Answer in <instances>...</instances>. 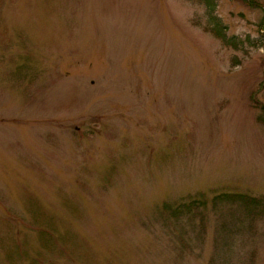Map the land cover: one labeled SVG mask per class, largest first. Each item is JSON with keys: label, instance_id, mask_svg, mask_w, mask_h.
Wrapping results in <instances>:
<instances>
[{"label": "rangeland", "instance_id": "1", "mask_svg": "<svg viewBox=\"0 0 264 264\" xmlns=\"http://www.w3.org/2000/svg\"><path fill=\"white\" fill-rule=\"evenodd\" d=\"M258 1L0 0V264H264Z\"/></svg>", "mask_w": 264, "mask_h": 264}, {"label": "trees", "instance_id": "2", "mask_svg": "<svg viewBox=\"0 0 264 264\" xmlns=\"http://www.w3.org/2000/svg\"><path fill=\"white\" fill-rule=\"evenodd\" d=\"M209 9V25H207L206 30L212 33L215 37L220 39L224 45L239 49L242 47L243 41L239 40L236 36H229L226 32V27L222 24L220 18L215 14L216 0H200ZM245 4L252 7H260L262 4L258 0H242ZM264 25V20L262 21ZM263 85V84H262ZM254 92L252 99L255 106L260 109V114L258 119L264 124V102L254 98ZM212 204L215 208L218 205L229 204V205H240L246 211V216L251 219L256 217H263L264 215V197L254 196L244 193H229L223 192L216 194L212 199ZM209 204L208 199L203 194H198L190 196L187 200L181 202H176L174 204H165V207L169 210L171 216L174 220L181 221L183 217L189 219H195L196 213H201L205 207ZM203 216V214H202ZM191 221V220H190ZM204 222L202 221L201 229L203 228ZM202 231V230H201ZM180 242L185 244V239H180ZM186 246V245H184ZM187 247V246H186ZM185 247V248H186Z\"/></svg>", "mask_w": 264, "mask_h": 264}]
</instances>
